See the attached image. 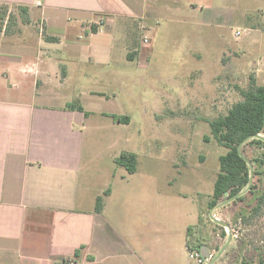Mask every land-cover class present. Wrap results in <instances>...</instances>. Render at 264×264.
Instances as JSON below:
<instances>
[{
	"label": "rangeland",
	"instance_id": "rangeland-1",
	"mask_svg": "<svg viewBox=\"0 0 264 264\" xmlns=\"http://www.w3.org/2000/svg\"><path fill=\"white\" fill-rule=\"evenodd\" d=\"M186 17L161 10L142 20H118L108 38L114 46L110 61L69 66L70 80L57 91L56 104L79 103L90 114L82 130L77 197L112 191L105 211L115 229L110 235L115 242H133L134 264H197L189 255L202 247L209 254L202 264H208L226 243L227 229L208 213L218 159L227 149L212 138L209 123L241 100L240 90L250 87L251 78L264 86V62L257 65L264 57L260 31L236 38L237 30L249 29L242 16L219 29ZM21 29L39 37L40 21L8 7L0 34H22ZM112 115L128 117L129 123ZM124 152L137 157L133 174L114 163ZM244 153L256 160L263 152L247 147ZM262 195L264 169L255 164L251 190L213 213L232 233L213 264H264V205L256 215L251 212ZM117 252L127 258L126 250ZM122 261L116 264H128Z\"/></svg>",
	"mask_w": 264,
	"mask_h": 264
},
{
	"label": "crops",
	"instance_id": "crops-1",
	"mask_svg": "<svg viewBox=\"0 0 264 264\" xmlns=\"http://www.w3.org/2000/svg\"><path fill=\"white\" fill-rule=\"evenodd\" d=\"M12 6L27 9L28 21L35 16L41 32L0 34V264H134L133 242L110 235L115 229L105 211L112 191L101 213L94 208L103 190L77 197L90 114L56 104L69 66L107 63L118 20L161 10L185 12L194 24L217 29L242 16L249 29L237 30L236 38L264 35V0H0V8ZM263 62L262 56L257 65ZM119 249L128 252L126 259Z\"/></svg>",
	"mask_w": 264,
	"mask_h": 264
},
{
	"label": "trees",
	"instance_id": "trees-1",
	"mask_svg": "<svg viewBox=\"0 0 264 264\" xmlns=\"http://www.w3.org/2000/svg\"><path fill=\"white\" fill-rule=\"evenodd\" d=\"M6 11L7 8H0V19L2 21L5 18ZM22 11L27 13V9L22 8ZM251 80L252 82L248 89L240 90L241 100L233 104L226 115L209 123L212 138L218 145L227 149L226 154L219 156L218 159L219 172L214 182L212 200L209 203L210 208L221 202L223 198H229L246 188L249 168L239 156L237 147L248 136L257 134L264 136V86H256L254 80L252 78ZM66 108L71 111L81 112L85 117L89 116V113L79 103H69ZM112 118L119 123H129L128 117L112 115ZM247 147L263 153L256 160H252L244 155V150ZM241 151L253 166L258 164V168L264 169V141L250 140L242 147ZM114 163L118 167L125 168L129 174H133L136 171L137 157L133 153L124 152L114 158ZM109 194L110 190L108 189L103 193V196H108ZM103 196H98L95 200L94 210L96 213L102 212ZM242 198L236 201H240ZM263 205L264 195L257 199L256 205L251 210L252 214L256 215ZM190 229L189 227L188 230ZM75 256L78 257V252L75 253ZM67 261L64 260L56 264H68Z\"/></svg>",
	"mask_w": 264,
	"mask_h": 264
},
{
	"label": "water",
	"instance_id": "water-1",
	"mask_svg": "<svg viewBox=\"0 0 264 264\" xmlns=\"http://www.w3.org/2000/svg\"><path fill=\"white\" fill-rule=\"evenodd\" d=\"M253 139H257V140H262L264 141V136L260 135V134H257V135H252V136H248L246 137L244 140H242L240 142V144L238 145L237 147V152L239 154V156L245 161V163L247 164L248 168H249V177H248V183H247V186L244 190L232 195L231 197L225 199L224 201L220 202V203H217L216 205H214L212 208H210L209 210V219L227 229V240H226V243L223 245V247L220 248V250L218 251L217 255L208 263V264H213L216 260H218L222 254L225 252V250L228 248V246L230 245L231 243V240H232V233H231V228L230 226L227 224V223H224L220 220H218L216 217H214L213 213L214 211L222 208V207H225L233 202H235L237 199L243 197L245 194H247L250 190H251V186H252V182H253V165L252 163L250 162L249 159H247L243 154H242V147L250 140H253ZM200 256L201 258L203 259H207L209 257V254H208V249L206 247H202L201 250H200Z\"/></svg>",
	"mask_w": 264,
	"mask_h": 264
},
{
	"label": "built area",
	"instance_id": "built-area-1",
	"mask_svg": "<svg viewBox=\"0 0 264 264\" xmlns=\"http://www.w3.org/2000/svg\"><path fill=\"white\" fill-rule=\"evenodd\" d=\"M141 30L145 31L146 27L144 25H142ZM235 34H236V36H239L241 33L239 31H237ZM147 42L148 41H147L146 38H144L143 41H142L143 44H147ZM189 258L190 259H194L197 264H202L204 262V260H205V259L201 258L200 254L198 252H192L189 255ZM67 263L68 264H74L71 260H68Z\"/></svg>",
	"mask_w": 264,
	"mask_h": 264
}]
</instances>
